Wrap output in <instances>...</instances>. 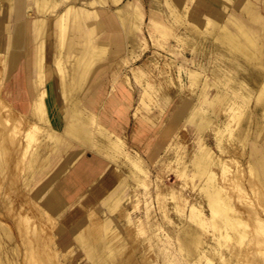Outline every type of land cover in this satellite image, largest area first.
Segmentation results:
<instances>
[{"label":"rangeland","instance_id":"rangeland-1","mask_svg":"<svg viewBox=\"0 0 264 264\" xmlns=\"http://www.w3.org/2000/svg\"><path fill=\"white\" fill-rule=\"evenodd\" d=\"M22 2L20 24L42 14L33 0ZM250 2L254 20L249 25L264 57V0ZM13 4L14 0L7 4L0 0V263L95 264L100 255L114 249L110 264H220V256L229 259L228 264H264V187L247 168V156L257 146L264 148V99L258 97L260 87L249 77L256 69L230 54L215 37L212 22L207 19L209 22L205 23H161L154 29L141 23L134 32L135 47L140 43L141 47H149L145 39L149 35L148 42L155 53L149 57L108 56L109 83L113 90L117 85L128 87V112L137 115L145 111L143 114L151 115L155 134L150 138L155 145L142 150L147 146L113 131L110 136L119 138L118 151L111 159L98 161L92 151H74L82 149L79 145L61 142L54 146L45 137L47 125L32 118L33 104H15L7 97L5 87L22 59L19 56L12 66L5 60L15 19L11 14L3 20L2 14L6 8L11 13ZM198 4L188 0V11ZM188 19H192L190 14ZM224 24H218L217 29ZM47 58L43 86L49 99L50 78L58 75L52 58ZM69 59L65 58L68 70ZM31 76L34 85V72ZM219 92L226 95L228 103L234 102V112L228 103L214 110L209 103L205 105L204 100L211 101ZM59 94L57 99L63 100ZM79 106L84 112L83 104ZM201 110L205 119L203 130L199 131L194 119L198 117H193L192 111ZM235 113L238 115L234 119ZM89 115V131L98 143L100 121ZM228 122L233 124L234 135L230 138L226 131L228 136L224 135L219 143L216 131L224 129ZM34 123L42 130L28 147L25 134ZM243 131L250 133L245 141L246 158L230 152L242 149V141L236 135ZM201 144L210 149L214 160L220 156L229 166L230 171L225 174L212 161L207 168L216 172V184L223 187L237 214L246 221V237L242 241L232 239L233 236L223 240L211 227L210 210L200 189L206 177L195 176L191 166ZM36 151L47 161L32 170ZM74 152L76 157L70 159ZM80 165L99 171L79 178L74 171ZM57 196L60 202L54 199ZM46 199L54 204L53 210L44 204ZM193 208L207 221L197 224L192 219ZM90 224L96 225L102 235L99 243L106 247L92 249L88 256L76 233L87 230ZM187 224L199 232L196 244L182 236Z\"/></svg>","mask_w":264,"mask_h":264},{"label":"crops","instance_id":"crops-1","mask_svg":"<svg viewBox=\"0 0 264 264\" xmlns=\"http://www.w3.org/2000/svg\"><path fill=\"white\" fill-rule=\"evenodd\" d=\"M9 1L4 0L5 4ZM195 1L199 4L189 12L188 0H33L37 11L42 14L33 20L24 19L20 24L24 3L14 0L12 12L6 8L2 14L3 20L11 14L15 19L7 41L5 60L8 66H12L19 56L22 59L5 87L7 97L15 104L26 105L33 103L44 92L47 122L42 123L47 125L45 137L52 140L54 146L61 142L67 145L72 143L82 147L74 149L76 152L92 151L95 160H107L119 148V138L110 136L115 131L124 139L130 136L132 142L146 145L147 148L142 150H150L155 145V140L150 138L155 134L154 125L149 120L151 115L146 116L143 114L145 111L137 115L128 112L125 108L130 101L128 87L117 85L113 90L114 86L109 83V55L137 54L139 57H149L155 53L149 35L145 37L150 40H147L149 47H141V43L135 47L134 32L141 23L147 24L148 29H154V25L161 23L211 21L215 37L222 41L233 57H239L237 50H241L258 64L264 65L260 46L249 25L254 20L253 7L251 2L248 3L251 0ZM50 7H53L52 10L47 11ZM189 14L191 20L188 19ZM218 24L224 25L217 29ZM47 56L52 58L58 75V78L53 75L50 78L49 100L48 91L43 86ZM66 57L70 58L69 70L65 63ZM33 72L34 85L31 80ZM39 74H42L41 82ZM57 94L64 99L58 100ZM204 103L208 105L209 100H204ZM79 104H83L84 112ZM204 110L192 111L193 117H198L194 119H197L199 131L203 130ZM89 114L95 115L100 121L98 143L94 142L89 131ZM102 137L106 140L103 141ZM203 148L204 144H201L200 150ZM137 149L140 150V146ZM76 152L70 154L69 158L74 159ZM36 157L37 169L45 165L46 158L41 160L38 152ZM136 161L132 160L134 165H137ZM98 171L99 168L80 165L74 174L81 178L86 174L96 175ZM54 199L60 202L58 196ZM44 204L53 210L54 204L50 200L46 199ZM89 226L87 230L76 233L77 240L83 244L88 256L92 249L106 247L99 244L102 235L96 225Z\"/></svg>","mask_w":264,"mask_h":264},{"label":"bare ground","instance_id":"bare-ground-1","mask_svg":"<svg viewBox=\"0 0 264 264\" xmlns=\"http://www.w3.org/2000/svg\"><path fill=\"white\" fill-rule=\"evenodd\" d=\"M224 41V40H223ZM228 44V43H227ZM239 53V60L242 59V61L244 62L243 64L250 65L252 67H254L256 70L253 69L254 73L251 75V73L249 74V77L253 80V82L255 83V85L257 87H260V93L258 95V97L262 100L264 99V68H262V66L260 64H258L255 60L252 59V57L241 51V50H237ZM264 63V62H262ZM239 64V63H238ZM240 65V64H239ZM244 67V66H243ZM247 69V68H246ZM249 70V69H248ZM67 71V70H66ZM42 77V76H41ZM71 77V76H70ZM39 79V77H38ZM192 80L196 79V74L192 75ZM260 79H262L260 81ZM238 80V79H237ZM40 81V79H39ZM61 81V80H60ZM260 81V82H259ZM250 82V81H249ZM194 83V82H193ZM71 84V83H70ZM243 84V83H241ZM61 85V84H60ZM251 85V84H250ZM64 86V85H63ZM247 86V85H246ZM245 87V86H244ZM62 88V87H61ZM57 89V88H56ZM254 89V88H253ZM252 89V90H253ZM62 90V89H61ZM69 91V90H68ZM74 92V91H73ZM72 92V94H73ZM54 93V92H53ZM59 93V92H58ZM248 93V92H247ZM246 93V94H247ZM251 93V92H250ZM69 94V93H68ZM76 94V93H75ZM245 95V94H243ZM43 96H44V92H41L40 96H38V98L36 100H34V102L32 103V109H31V115L32 118L36 121H40L42 122H47L46 120V113H45V105L43 101ZM226 96V95H225ZM225 96L219 92V95L216 96V98L212 99L211 101H209V106L211 107V109H216L218 106H220L221 104L224 103H228V100H225ZM257 97V96H256ZM244 98V97H243ZM249 98V97H248ZM259 99V100H260ZM49 100V99H48ZM234 100V99H233ZM257 100V99H256ZM52 101V100H51ZM74 101V100H73ZM215 102V105H213ZM63 105V104H62ZM228 106H230V109L233 110L235 109V105L234 102H230L228 103ZM237 106V105H236ZM226 108V107H225ZM240 108V107H238ZM261 108V107H260ZM47 109V108H46ZM246 109V108H245ZM58 110V109H57ZM243 111V109H241ZM240 111V110H239ZM238 111V112H239ZM261 111V110H260ZM232 113V111H231ZM241 113V111H240ZM239 113V115H240ZM243 113V112H242ZM245 114V113H244ZM243 114V115H244ZM238 115V113H237ZM236 113L233 114V117L235 119V117L237 116ZM249 117V116H248ZM247 118V117H246ZM256 119H258L256 117ZM234 121V120H233ZM232 121V122H233ZM255 121V120H254ZM259 121V120H258ZM257 121V122H258ZM236 123L239 122L238 118L235 121ZM242 122V121H241ZM234 123V122H233ZM232 123L228 122L225 126L224 129H218L216 132L217 134V141L220 143L222 141V138L224 135H229L230 138L232 135H234L233 131V124L231 126ZM235 124V123H234ZM238 124V123H237ZM245 124V122H244ZM76 125V124H75ZM198 124H197V128H198ZM219 128V126H217ZM40 130H42L41 126H39L38 124L34 123L32 125V127L30 126V129L28 128L25 137H26V141H27V146L29 147L31 145V142L36 140V135L37 132H39ZM259 130V129H258ZM214 131V130H213ZM227 131V134H225V132ZM237 131V130H236ZM41 133V131H40ZM233 133V134H232ZM243 133V134H242ZM241 134L238 133L237 138L242 141V149L239 148H234L232 150H230V152L234 155H239L240 157L246 158V143L245 141L249 138L250 133H244V131ZM227 135V136H228ZM242 136V138H241ZM259 136V133L255 134V138L257 139V137ZM60 137V136H59ZM234 137V136H233ZM255 139V141H257ZM61 140V139H60ZM39 143V142H38ZM40 145V143H39ZM35 146V145H34ZM221 146V145H220ZM261 146V145H260ZM33 147V146H32ZM256 147V146H255ZM262 147V146H261ZM222 148V146L220 147V149ZM223 150V149H222ZM37 152V151H36ZM37 155V154H36ZM35 155V156H36ZM220 155V154H219ZM223 155V154H222ZM249 155V154H248ZM219 158L217 160H214V158L211 155V151L209 148L204 147L203 149L199 150V152L196 153V155L193 157V161H192V168H193V174L195 176L201 177V174H203L206 179L203 181L202 185L200 186V189L202 191V193L204 194L209 210H210V223H211V227L215 233V235H221V238L226 239V238H231L230 236H233L236 241H242L243 237L246 235L245 231H246V221L243 220V218L240 216V214H237L236 210L233 208V205L231 204L228 196L226 195L225 192H223V187H219V185L216 184L215 182V177H216V172L214 170H209L207 167L210 165V162L212 161V165L214 166H219L221 171L225 174L226 171H228V167L227 163L225 160H223V158H221L220 156H218ZM247 165H248V172L252 175L253 179L255 181H258L259 184H261L262 187H264V148H255L253 149V152L250 153L249 156H247ZM34 157H31V159ZM36 158L35 157V162L34 159L32 162V170L36 169ZM216 158V157H215ZM38 159V158H37ZM42 160V159H41ZM44 160V159H43ZM45 161V160H44ZM47 161V159H46ZM45 161V162H46ZM31 162V163H32ZM235 162V161H234ZM237 165V164H236ZM212 166V167H213ZM31 167V166H30ZM28 168V167H27ZM35 168V169H34ZM219 169V168H218ZM230 171V169H229ZM33 173V172H32ZM218 173V172H217ZM221 175V173L219 174ZM228 192V191H227ZM262 198H264V196H262ZM231 199V198H230ZM230 211V212H229ZM192 219L197 223V224H203V222H206L207 220L205 219V217L201 216V214L199 213V211L195 210L194 208L192 209ZM186 225V224H185ZM193 225V224H192ZM188 226V224H187ZM90 227V226H89ZM195 228V227H194ZM193 227H191L190 225L188 227L185 226V228L183 229V237L190 243V244H196L197 242H199V232L196 231V229H194ZM198 228V227H197ZM199 229V228H198ZM224 230L221 233V230ZM200 231V230H198ZM84 233V232H83ZM232 233V235L230 234ZM247 233V232H246ZM89 236V235H88ZM83 237V236H82ZM85 237V236H84ZM87 237V236H86ZM246 237V236H245ZM223 239V240H224ZM231 239V240H232ZM100 240V238H99ZM221 240V239H220ZM234 240V241H235ZM226 241V240H225ZM183 242V241H182ZM222 242V241H221ZM224 242V241H223ZM232 242V241H231ZM201 243V242H200ZM225 243V242H224ZM94 244V243H93ZM100 244V243H99ZM233 244V243H232ZM236 244V243H235ZM219 245V244H218ZM223 245V244H222ZM243 245V244H242ZM184 246V245H183ZM186 246V245H185ZM235 246V245H234ZM190 249V248H189ZM192 249V247H191ZM116 251L114 249H112L109 253L107 254H102L99 256L98 259H96L95 264H110L111 263V258H113V255ZM194 252V251H193ZM192 253V251H191ZM213 253V252H212ZM118 254V253H116ZM121 256V255H120ZM220 256V253H219ZM220 264H228V260L226 258H222V256H220ZM115 259V258H114ZM207 259V258H206ZM1 261V260H0ZM113 261V260H112ZM123 263L125 262L124 260H122ZM214 262V261H213ZM31 264V262H29ZM44 263V262H43ZM212 263V262H211ZM1 264V263H0ZM115 264V263H114ZM116 264H121L120 262H117ZM125 264V263H124Z\"/></svg>","mask_w":264,"mask_h":264}]
</instances>
